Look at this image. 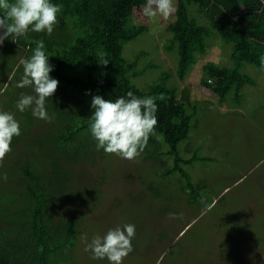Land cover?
<instances>
[{"label":"rangeland","instance_id":"rangeland-1","mask_svg":"<svg viewBox=\"0 0 264 264\" xmlns=\"http://www.w3.org/2000/svg\"><path fill=\"white\" fill-rule=\"evenodd\" d=\"M145 4L146 0H130L125 8L123 23L128 36L121 40L119 59L129 80L139 90L145 89L142 86L150 75L154 78L163 74L158 82L165 78L166 87L176 84L188 87L190 104L194 107H186L195 115L190 138L181 141L178 150L186 155L185 147L192 140L194 144L190 145L213 158L184 166L196 184L204 183L213 190L210 193L213 203L205 207L206 199L201 196L199 204L196 203L198 207L185 205L183 195L189 194L182 189L184 179L177 173L170 175L171 178L163 175L172 157L162 155L152 161L145 159L142 153L128 160L105 153L103 149L98 151L93 137L81 136L78 141L84 139L92 144L84 149L77 146L84 157L65 166L72 175L68 194L77 197L75 201L80 204L70 203L68 207L76 213L79 225L74 246L55 261L65 257L68 261L74 259L72 264H109L107 259H93L90 251L85 252L86 242H91L94 236H104L109 229L133 224L136 229L132 240L134 253L125 257L122 264H264V70L243 63L240 71L253 77L256 84L243 87L239 102L228 99L219 104L218 96L199 84L202 66L207 61L231 66L232 45L218 37L208 40L210 47L197 57L184 81H179L174 74L178 45H172V35L167 30L174 15L167 19L159 14L145 17L142 14ZM3 31L0 29V34ZM139 51L145 53L138 56ZM14 55L0 44V111L13 113L20 125L30 112L31 132L13 137L12 151L6 154L0 167V191L8 192L16 189L19 162L25 161L27 156L32 158L33 149H26L22 142L42 135L45 127L39 126V121L47 124L33 116L32 107L24 112L16 108L14 101L20 99V91L25 94L30 87H16L23 67L17 70L18 61L14 58L19 59L20 55L19 52ZM27 55L31 57L32 51ZM151 61L152 67H146ZM144 66L149 69L148 76L137 75ZM73 153L75 151L70 152V157ZM31 160L38 163L35 168L39 172H54L46 160ZM5 174L7 179L3 178ZM239 176L241 178L235 181ZM228 181L229 186H223ZM204 196L207 197L205 192ZM85 203L95 205L89 208ZM15 206L10 205L7 211ZM169 213H176L177 218H169ZM10 233L13 235L14 231L6 232Z\"/></svg>","mask_w":264,"mask_h":264},{"label":"trees","instance_id":"trees-1","mask_svg":"<svg viewBox=\"0 0 264 264\" xmlns=\"http://www.w3.org/2000/svg\"><path fill=\"white\" fill-rule=\"evenodd\" d=\"M51 2L62 6L51 35L29 31L25 36H9L1 44L11 54L19 52L20 57L27 58L28 51L43 41L49 64L53 66L49 75L58 81V87L47 99L48 113H55L54 120L47 124L38 120V125L45 127L40 133L42 135L28 137L22 142L26 149H33V154L32 158L27 156L18 164L16 189L0 191V264L75 263L74 259L68 261L65 257L55 261L61 253L74 246L79 225L76 213L73 214L68 207L70 203L73 206L79 203L75 201L77 197L68 194L72 175L65 166L84 157L77 151V146L81 145L84 149L92 144L78 139L85 135L92 137L89 125L93 112L91 100L95 95L112 101L126 97L129 91L141 98L154 97L158 105V123L144 149V158L152 161L162 155L173 158L163 175L171 178L170 175L177 173L184 179L185 188L182 189L189 194L183 195L186 206L198 207L196 203L201 196L206 199L205 207L214 200L210 194L213 190L204 183L196 184L184 167L197 160L206 162L213 158L201 154L192 140L185 147L186 155L178 150L179 143L190 138L191 121L195 115L186 107H194L190 104L188 87L177 84L166 87L165 78L158 82L165 76L163 74L154 78L150 75L142 86L145 89L139 90L123 69L119 52L121 40L128 36L123 18L130 0ZM175 5L178 10L173 14L174 20L168 24L167 30L172 35V45H178L176 78L184 81L197 57L210 47L208 40L221 38L224 43L232 45L229 57L233 64L227 66L207 61L202 66L199 84L217 95L219 104L228 99L239 102L243 87L256 84L253 77L240 71L241 65L248 63L264 70L261 67V58L264 57V0H176ZM0 15H3L2 11ZM167 47L170 48V43ZM144 53L139 51L138 56ZM14 61L18 59L15 57ZM105 61L108 63L103 64ZM152 62L146 67H152ZM148 70L144 66L137 75L144 74L146 77ZM30 88L27 91L24 89L25 94H33ZM174 88L175 92L172 91ZM21 94L22 91L19 97ZM14 102L17 104L18 101ZM30 115L28 112L20 125L21 134L31 132ZM29 145L31 147H27ZM72 151L75 154L70 157ZM31 159L46 160L54 172H39L35 168L38 163ZM72 173H75L74 169ZM229 184L228 181L223 186ZM14 204L16 206L7 211ZM84 205L91 208L95 204ZM10 229L14 231L13 235L6 234Z\"/></svg>","mask_w":264,"mask_h":264},{"label":"clouds","instance_id":"clouds-1","mask_svg":"<svg viewBox=\"0 0 264 264\" xmlns=\"http://www.w3.org/2000/svg\"><path fill=\"white\" fill-rule=\"evenodd\" d=\"M174 0H146L142 9L145 17L153 18L158 14L167 19L177 11ZM0 44L11 37H21L32 32H45L51 35L58 23L57 14L62 6L51 0H0ZM15 41V40H14ZM43 41L37 43L29 58L20 57L17 69L23 67V74L16 83L17 88L32 87L33 94H21L16 104L20 112L32 107L33 116L51 122L55 113L49 115L47 99L58 87V81L50 78L53 66L49 64ZM105 61L103 64H107ZM264 68V57L261 58ZM15 72L13 73V76ZM11 79V77L9 78ZM93 112L90 116V133L97 141L96 148L105 153L116 154L124 159L138 158L146 148L150 135L157 123L158 105L154 97H137L129 91L126 97H118L115 101L95 95L91 100ZM21 134L20 123L14 114L0 111V167L6 154L12 151L13 137ZM4 179H7L5 174ZM169 218L176 219V213H169ZM135 225L109 229L104 236H94L86 242L85 252H91L93 259H107L109 264H122V261L134 251L132 240L135 236ZM87 241L86 237H82Z\"/></svg>","mask_w":264,"mask_h":264}]
</instances>
